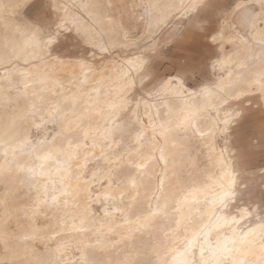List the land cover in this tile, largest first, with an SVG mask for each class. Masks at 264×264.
<instances>
[{
  "label": "bare ground",
  "instance_id": "obj_1",
  "mask_svg": "<svg viewBox=\"0 0 264 264\" xmlns=\"http://www.w3.org/2000/svg\"><path fill=\"white\" fill-rule=\"evenodd\" d=\"M204 1L52 0V4L70 21L81 39L106 52L136 44L131 33L140 25L139 11L144 7L147 9L145 28L152 35L176 13ZM26 2L28 0H0V25L3 27L0 66L18 62L13 68L5 67L0 74V165L12 168L8 180L0 179V185H4L9 194L0 197L5 213L0 221V242L4 250L0 260L25 264L30 257H35V252H28L26 248L33 242L48 240L53 242L52 252L46 256V261L51 264H86L90 260L113 264L133 244L136 246L144 236H151L156 227L170 225L167 230L171 233V218L158 216L154 218L156 223L151 234L145 233L133 240L129 238V228L134 226L128 223L129 217L145 212L149 207L155 210L158 203L163 205L165 196L171 204V197L188 186L196 190L194 198L201 202L193 206V212L198 215L200 209L204 210V223L213 236L216 232L230 235L233 231L259 229L264 221L250 222L249 226L243 223V219L250 216L244 208L239 214L232 212V206L238 201L239 178L230 153L218 147L220 138L227 140L232 134V124L241 115L244 103L253 100L247 93L255 89L264 101V90L258 82V72L264 64L259 26L252 28L251 39L236 38L233 56H222L218 63L222 69L227 68V72L213 87L194 90L181 78L170 76L162 81L158 90L147 92V97L142 98L137 96L136 89L148 76L141 79L146 68L144 58L128 56L120 62L112 58L98 66L93 60L59 57L51 50L55 38L42 41L35 26L18 22L15 15ZM192 2L194 5L191 6ZM221 35L225 38L223 31ZM140 61L144 63L140 64ZM74 96L82 102V107L77 110L84 112L83 125L89 131L87 143L94 142L95 146L90 149V165L76 166L70 187L63 188L68 194L63 195L59 190L54 191L60 188L62 174L51 161H36L32 156L14 159L10 149L28 130V121L23 119L44 110L48 111L47 118L63 130L64 138L78 135L69 133V126L63 121L54 119L53 103H71ZM233 101H242L239 110H233ZM192 112L194 116L190 115ZM186 117L191 121L190 126L185 124L177 128ZM169 127L177 130L167 133ZM162 131L168 135L167 143ZM60 145L54 142L39 148L47 150ZM5 151L9 153L7 156ZM202 152L207 165L201 164L199 156ZM133 163L136 168L131 166ZM35 164L38 168L34 172L19 170ZM109 167L123 169L137 177L138 191L129 189L136 199L130 198L127 192L123 202L106 199L110 189L100 182L105 180L104 170ZM174 170L183 174L182 184L173 183ZM27 174L31 177L30 183L36 185L37 202L30 210V219L19 222L11 218L22 209L16 208L12 184ZM92 177L96 180L90 179ZM97 181L98 191H95L93 185ZM159 181H163L162 191L157 190ZM53 194L57 197L55 204L51 200ZM222 201L223 209L220 208ZM99 203L104 212L97 224L94 213ZM213 211L216 216L210 219ZM57 213L64 216L63 227L59 230L63 234L52 239L54 233H51L47 219ZM39 219L44 220V224L39 226ZM10 223L14 224V230ZM81 227L88 230L77 231ZM94 234L98 239L88 245ZM72 243L82 249L78 261L71 256ZM258 256L257 250L256 255L248 259L258 261Z\"/></svg>",
  "mask_w": 264,
  "mask_h": 264
},
{
  "label": "rangeland",
  "instance_id": "obj_2",
  "mask_svg": "<svg viewBox=\"0 0 264 264\" xmlns=\"http://www.w3.org/2000/svg\"><path fill=\"white\" fill-rule=\"evenodd\" d=\"M207 3L208 7H203ZM241 4L248 9L254 7L257 14L259 13V3L256 0H206L198 6L192 2L191 6L194 5L192 8L186 7L182 13H176L152 35L148 34L145 28L147 9L144 7L139 11L140 25L135 27L131 33L136 44L106 52L99 50L96 45L86 42L83 38L81 39L75 33L70 21L64 18L62 12L53 8L52 0H28L21 5L22 7L20 6V10L18 9L21 16L18 13L15 16L19 23L35 26L38 37L42 41L55 38L51 50L62 58L93 60V63L98 66L112 58L119 62L128 56L144 58L148 76L142 83H138L136 91L137 96L146 98L147 92L154 93L160 88L162 81L170 76L181 78L189 88L194 90H199L203 86L213 87L218 83L227 72V68L222 69L218 63L222 56L234 55L233 45L236 38L251 39V25L245 26L241 22V15L244 12V9L240 7ZM75 10L78 8L75 7ZM190 17H196L197 27L195 29H192L189 23ZM222 31L225 38H222ZM1 33H3V27L0 25ZM17 64L18 62L12 61L8 65L0 66V74L7 67L13 68ZM67 85L65 83V86ZM249 93L247 96L252 97L253 100L244 103L241 115L232 124V134L230 137L227 136V140L226 138L218 140V147L227 150L233 158L232 163L239 178L238 201L232 206V212L239 214V210L243 208L248 211L250 216L243 219V223L248 226L250 222L264 221V101L255 89ZM240 102H232L234 111L240 109ZM47 113L48 111L44 110L39 115L35 114L23 119V121H28V130L23 139L40 147L51 145L54 142L60 144L64 142L63 130L58 128L57 123L47 118ZM199 157L202 165L208 164L204 152ZM33 167L37 169L38 164ZM29 178L27 174L20 179L21 182L15 180L12 184L14 203L16 202L17 209H22H19L11 218L19 222H26L30 219V210L37 202L36 185L31 184ZM90 179L96 180L94 177ZM98 184L97 181L93 185L95 191H98L96 188ZM7 194L5 186L0 185V197L7 196ZM96 209L94 213L96 223L100 224L99 221L104 212L102 203L97 204ZM4 216V206L0 204V221ZM63 220L64 216L61 213L47 219L50 222L51 233H54L52 239L63 234L59 232L63 227ZM73 221H77V218H73ZM44 222L39 219L37 224L40 226ZM9 225L12 230L15 229L13 223ZM169 227L170 225L156 227L151 236H144L140 240L135 247L141 252L139 257L141 260L157 261V257L153 254V246L157 240L167 239L165 233H169L167 230ZM97 239L98 235H91L88 245H93ZM25 241L26 239L23 240ZM70 247L71 256L78 261L81 258V247L73 243ZM52 248L53 242L48 240L33 242L26 249L28 252L34 251L35 257H30L25 264H51L50 261H46V256L51 254ZM129 249L131 250L128 248L126 252ZM3 253L0 242V256ZM124 256L115 260L113 264H119ZM8 264L11 263L8 261Z\"/></svg>",
  "mask_w": 264,
  "mask_h": 264
},
{
  "label": "snow or ice",
  "instance_id": "obj_3",
  "mask_svg": "<svg viewBox=\"0 0 264 264\" xmlns=\"http://www.w3.org/2000/svg\"><path fill=\"white\" fill-rule=\"evenodd\" d=\"M208 3L204 4L203 7H208ZM258 3V14L254 7L248 9L245 5H240L244 9L241 15V22L245 26L251 25L253 29H256L259 25V43L264 45V0H258ZM195 21L196 17L189 18L192 29L197 27ZM30 43H34V41ZM143 63V61H140V64ZM145 75H147V68H145L141 79ZM258 82L262 90H264V64L261 65L258 72ZM53 107L55 108L54 119L63 121L64 124L69 126V133L76 132L78 135H69L59 148L47 150H42L39 146L32 144L28 140L21 139L10 151L14 159L17 156H32L36 161H51L56 166V170L62 174L59 180L60 188L54 189V191L59 190L63 195H67L68 193L64 192L63 188L70 187V181L73 179L74 169L77 165L87 166L91 163L89 153L95 144L94 142L93 144L87 143L89 131L87 130V126L83 125L84 112L77 110L82 107V102L77 97L74 96L71 103L67 104L55 102L53 103ZM69 113H71L70 116ZM190 115L194 116L195 113L192 112ZM190 123L191 121L186 117L180 125H177V128L183 127L185 124L190 126ZM176 130V128L169 127L167 133H172ZM162 134L165 136V142L167 143L168 135L163 131ZM92 139L93 141L95 140V138ZM81 148H84L85 151L81 152ZM8 154L5 151L4 155L7 156ZM131 166L133 168L137 167L135 163ZM40 167L43 169V163ZM140 167L142 168V166ZM19 170L34 172L35 168H20ZM11 172L12 168L10 166L5 167L0 165V179L8 180ZM104 174L106 177L104 184L110 189V194H106V199H119L123 202L126 192L130 198L136 199L135 194L129 192V189H136L138 191L137 177L135 175L127 173L123 169L113 170L110 167L104 170ZM173 183L182 184L183 174L174 170ZM162 188L163 181H159L157 190L162 191ZM195 191L192 186H188L183 191L178 190L176 195L171 197V204L168 202L169 197L165 196L163 205L158 203L155 210L149 207L145 212L133 213L128 219V223L134 225L129 228V238L135 240L137 236H143L145 233L151 234L156 223L154 218L158 216L171 218V233L166 232L165 237L167 239H159L153 246V254L160 258L158 261L141 260L139 258L141 252L133 244L131 250L126 252L124 258L119 261V264H264V222L260 224L258 230L249 228L241 233L233 231L230 235H222L220 232H216L213 236L212 230L204 223V210L200 209L198 215L193 212V206L201 203L194 198ZM190 197L192 198L190 199ZM51 200L53 204L57 203L55 194L51 196ZM60 203L63 204L64 202L60 201ZM204 203L206 207L207 201ZM224 206V202L222 201L220 208L223 209ZM215 216L216 211H213L212 216L209 218L211 219ZM73 227L75 228V225ZM87 230L83 227L77 229V231ZM257 250L259 252L258 261L248 259L255 256ZM0 264H8V261L0 260ZM86 264H97V262L90 260Z\"/></svg>",
  "mask_w": 264,
  "mask_h": 264
}]
</instances>
